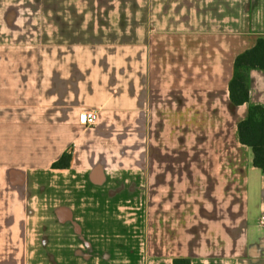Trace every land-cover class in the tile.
<instances>
[{
  "label": "crops",
  "instance_id": "1",
  "mask_svg": "<svg viewBox=\"0 0 264 264\" xmlns=\"http://www.w3.org/2000/svg\"><path fill=\"white\" fill-rule=\"evenodd\" d=\"M260 38L264 0H0V264H264Z\"/></svg>",
  "mask_w": 264,
  "mask_h": 264
},
{
  "label": "trees",
  "instance_id": "2",
  "mask_svg": "<svg viewBox=\"0 0 264 264\" xmlns=\"http://www.w3.org/2000/svg\"><path fill=\"white\" fill-rule=\"evenodd\" d=\"M264 72V39L260 38L254 48L239 55L235 61L234 76L230 83V99L235 106L250 102V72ZM240 143L252 150L253 167L264 175V108L250 106L248 118L238 125ZM71 154L64 155L53 167L66 169L70 167ZM174 264H190L187 259H176Z\"/></svg>",
  "mask_w": 264,
  "mask_h": 264
},
{
  "label": "rangeland",
  "instance_id": "3",
  "mask_svg": "<svg viewBox=\"0 0 264 264\" xmlns=\"http://www.w3.org/2000/svg\"><path fill=\"white\" fill-rule=\"evenodd\" d=\"M255 191H256V194L258 195V197L254 196V193H252V191H250V202H249V222L251 224L252 227H255L254 229H256V231H259L260 232V228H259V225H258V221L259 219H261L263 213L261 212L260 208H259V203L257 205V203L255 204V202H253V199L255 198V200L259 199V190L256 186L255 188ZM255 204V205H254Z\"/></svg>",
  "mask_w": 264,
  "mask_h": 264
},
{
  "label": "built area",
  "instance_id": "4",
  "mask_svg": "<svg viewBox=\"0 0 264 264\" xmlns=\"http://www.w3.org/2000/svg\"><path fill=\"white\" fill-rule=\"evenodd\" d=\"M81 122L87 128H93L97 125L98 116L95 112H83L81 114ZM261 224L264 225V217L261 219Z\"/></svg>",
  "mask_w": 264,
  "mask_h": 264
}]
</instances>
